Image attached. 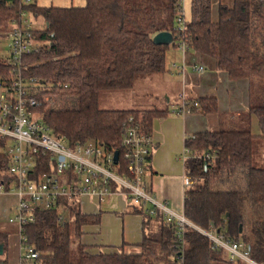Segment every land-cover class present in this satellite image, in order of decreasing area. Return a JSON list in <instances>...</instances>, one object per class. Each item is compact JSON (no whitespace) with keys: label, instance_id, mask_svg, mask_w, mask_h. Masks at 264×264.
Here are the masks:
<instances>
[{"label":"trees","instance_id":"1","mask_svg":"<svg viewBox=\"0 0 264 264\" xmlns=\"http://www.w3.org/2000/svg\"><path fill=\"white\" fill-rule=\"evenodd\" d=\"M178 0H85L83 6L39 5L36 0H0V39L20 10L42 16L45 25L34 30L37 52L23 59V77L36 99L35 109L56 136L73 146L92 141L105 153L118 152L116 172L126 171L121 130L129 117L151 133L152 120L171 109H102L101 91L129 90L139 76L165 73L166 51L178 39L188 45L206 70L224 73L231 83L241 82L260 93L250 102L247 117L254 114L260 135L254 136L249 123L217 130L197 131L184 139L187 150L182 214L194 226H215L226 237L242 242L250 257L264 264V167L252 164L254 141L264 139V0H191L190 18L183 30L176 22ZM172 36L169 44L155 43L154 35ZM187 50V51H188ZM8 69L0 52V76ZM35 80L34 82H31ZM239 85V83H238ZM240 86V85H239ZM48 101L44 100V97ZM53 100L56 105H49ZM252 101V100H251ZM190 112L214 113L216 96L185 97ZM58 105H61L58 107ZM3 140L0 139V145ZM45 160V159H44ZM8 158L0 149V177ZM153 170L148 167V176ZM237 174L239 183L232 186ZM227 186L223 187L222 184ZM215 185V187H214ZM113 192L124 188L109 183ZM142 214L143 226L155 222L154 230L143 233L140 249L122 248L90 252L81 242V227L98 223L100 214L82 213L79 197L60 198L59 206L34 211V219L22 224L23 248L39 255L34 264H245L231 261L226 252L213 248L195 228L180 229L166 221L162 212L134 205ZM60 211L66 218L60 219ZM7 233L0 231L3 251ZM22 263V264H23ZM0 264H5L0 259Z\"/></svg>","mask_w":264,"mask_h":264},{"label":"built area","instance_id":"2","mask_svg":"<svg viewBox=\"0 0 264 264\" xmlns=\"http://www.w3.org/2000/svg\"><path fill=\"white\" fill-rule=\"evenodd\" d=\"M29 1L23 0L26 4ZM27 13L32 14L20 10L4 36L8 38L5 54L8 69L0 76V139L3 140L0 149L8 158L7 169L0 177V209L3 210V197H15L7 208V212L14 210V214L0 213V217L17 223L21 244L25 240L21 232L22 224L34 219L35 210L59 206L63 197L70 199L77 196L80 200L84 194L103 201L105 195L114 193L109 188V183L113 181L124 188L119 192L134 205L147 207L151 214L158 209L166 221H174L180 228L177 235H181L184 225H189L204 235L213 248L226 252L229 260L260 264L250 257L248 248L242 242L226 237L215 226L206 229L194 226L182 213L172 210L151 194L146 177L155 143L151 133L134 123L132 117L121 130L126 162V171L122 174L116 172L119 165H114V152L105 153L100 145L92 141L71 146L64 137L51 132L42 119L43 113L35 109L36 99L22 73L24 57L39 48V42L33 35L35 29L24 18ZM186 20L183 0H178V29L183 30ZM175 47L182 52L188 50V45L181 39L175 42ZM194 70L201 72L203 66L196 65ZM34 81L31 79V82ZM44 100L48 101V98L45 96ZM179 100L172 111L190 112L185 107V97L180 96ZM183 184L187 187L191 180L185 176ZM65 218L60 211V219ZM23 251L21 257L26 259L39 255L31 247L23 248Z\"/></svg>","mask_w":264,"mask_h":264},{"label":"crops","instance_id":"3","mask_svg":"<svg viewBox=\"0 0 264 264\" xmlns=\"http://www.w3.org/2000/svg\"><path fill=\"white\" fill-rule=\"evenodd\" d=\"M200 62L189 50L182 52L176 47H170L166 51L165 65L168 75H180L181 89L173 99L184 96L189 99H196L198 96H216L217 100L224 99L225 103L230 102L236 107L238 103H244L242 109L247 111L250 106L251 98L238 97V90L244 89L247 92V85L238 87L236 83H231L224 73L218 70H206L197 72L194 66H199ZM179 66V67H178ZM170 78V77H169ZM218 85L222 93H218ZM224 94V96H220ZM249 98V100H247ZM167 102H171L169 95H165ZM178 100L174 101V104ZM248 102V104H246ZM171 104V107L174 105ZM176 105V104H175ZM170 107V108H171ZM158 109H170L168 106L155 107ZM241 109V108H240ZM234 108L227 113L223 120L221 108L214 113H169L152 120L151 135L155 143L152 152L150 166L153 170L148 176L151 194L159 201L167 204L172 210L182 213L185 186L183 184L184 167L183 161L186 158L184 139L197 131L217 130L231 126L244 127L249 123V130L252 135H260V127L257 117ZM172 110V109H171ZM264 132V130H263ZM264 141V139H262ZM238 175L235 174L231 179L232 186L238 185ZM226 187L227 184L221 185ZM3 210L0 213L6 215L7 208L15 201V197H3ZM79 206L82 213L100 214L98 223L87 224L81 227V242L90 252L110 251L122 248L126 252H137L140 249V242L143 233L154 230L155 222L149 221V225L143 226L142 214L132 212L129 200L121 192H114L104 196L103 201H99L95 196L84 194L80 197ZM8 223L4 217H0V228L5 225L4 231L7 233L6 247L0 255V259L5 264H22V244L19 235H13L6 230ZM8 229V228H7ZM19 227H16V230ZM19 231V230H18ZM23 264H34L33 261H26Z\"/></svg>","mask_w":264,"mask_h":264},{"label":"rangeland","instance_id":"4","mask_svg":"<svg viewBox=\"0 0 264 264\" xmlns=\"http://www.w3.org/2000/svg\"><path fill=\"white\" fill-rule=\"evenodd\" d=\"M37 4L39 5H53V6H83L85 4V0H36ZM222 3H230L231 0H220ZM184 3V12L186 18H190V7H191V0H183ZM24 18L28 20L31 24L32 28L35 30H40L44 27L45 22L42 16H34L30 13H27ZM8 49V38L2 37L0 39V52L2 54H6ZM170 49V48H169ZM201 65V64H199ZM170 77V78H169ZM240 86H244L241 82H238ZM237 83V84H238ZM244 83V82H243ZM234 84V83H233ZM181 89L180 83V75H168V73L163 74H151L146 76H139L135 79L133 86L129 90H114V91H101L99 94V107L102 109H129V108H139V109H152L159 106H168L171 107V104H174L175 100H178V104L180 102L179 99L175 98L177 92ZM247 92H244V89L238 90L236 94L238 97H249L251 98L252 103H256L255 100L260 99L259 91H255L252 88H246ZM221 87L218 85V93H222ZM169 95L171 102L166 101L165 95ZM220 96H224V94H220ZM225 97V96H224ZM222 97L218 98V106L219 110L221 108L222 115L224 114V119L227 113L232 111L234 108H238L242 111V114H245V110L242 109L244 103L241 105L238 103L236 107L232 106L230 102L225 103ZM249 98L247 100H249ZM175 104L170 108L173 109ZM248 104V102L246 103ZM49 105H56L53 100H49ZM61 105H58L60 107ZM172 113V112H171ZM254 152L252 156V164L259 167H264V141L259 139L254 141ZM223 185V184H222ZM215 187V185H214ZM14 214V210L10 212V215ZM6 230L13 233V235H19V229L16 230L18 227L16 222H5ZM4 231L5 225L3 228H0ZM22 252H24L22 250Z\"/></svg>","mask_w":264,"mask_h":264},{"label":"water","instance_id":"5","mask_svg":"<svg viewBox=\"0 0 264 264\" xmlns=\"http://www.w3.org/2000/svg\"><path fill=\"white\" fill-rule=\"evenodd\" d=\"M153 41L155 43L169 44L172 41V36L170 34L165 33V32H159L156 35H154ZM117 158H118V152L115 151L114 155H113V159L116 161ZM2 253H3V244L0 243V255H2Z\"/></svg>","mask_w":264,"mask_h":264}]
</instances>
